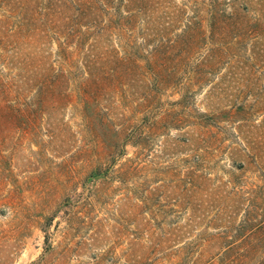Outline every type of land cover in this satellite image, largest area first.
<instances>
[{"label":"rangeland","instance_id":"374dc122","mask_svg":"<svg viewBox=\"0 0 264 264\" xmlns=\"http://www.w3.org/2000/svg\"><path fill=\"white\" fill-rule=\"evenodd\" d=\"M13 1L0 0V264H191L208 240L264 238L251 227L264 219V36L224 46L257 1L149 0L151 25L140 15L109 58L148 74L90 83L91 127L75 102L16 127L37 95ZM75 70L68 88L87 89ZM234 190L238 202L221 198Z\"/></svg>","mask_w":264,"mask_h":264},{"label":"trees","instance_id":"16d2710c","mask_svg":"<svg viewBox=\"0 0 264 264\" xmlns=\"http://www.w3.org/2000/svg\"><path fill=\"white\" fill-rule=\"evenodd\" d=\"M149 0H14V9L17 16L16 33L24 35L27 39V54L22 64L30 69V82L37 95L34 112L24 115L17 112L16 127H35L39 124V116L49 115V111L56 108H64L70 102L80 103L77 108L81 113L84 127H91L92 99L95 91L90 88L96 79L117 82L127 78L144 81L147 70L141 69L130 58V67L124 69L120 62L112 63L110 56L113 54V42L127 45L133 40L124 35V29H133L141 23L140 15L148 17L146 25L150 26L152 8L148 7ZM258 3L253 7L254 20L248 15V5H243L241 20L234 29L224 34L228 51L233 49L237 38L243 34L255 32L258 36H264V0H255ZM129 3H135L131 5ZM148 12V13H146ZM246 19V20H245ZM245 20V21H243ZM145 31V25H141ZM118 30V31H116ZM152 33H144L142 40L149 41ZM155 37V36H154ZM200 36H197L199 38ZM233 39V40H232ZM55 49L51 51L52 45ZM113 47V48H112ZM104 48V50H102ZM116 49V48H115ZM221 56L218 55L217 60ZM157 57L149 62L160 66ZM108 65H113L111 67ZM153 66V67H154ZM76 68L85 73L88 86L75 87L71 91L68 86L72 82V69ZM111 68V70H109ZM162 68V67H160ZM157 76V82L169 85L175 79V72H164L162 69H152ZM18 90V89H17ZM20 94V93H18ZM49 118L48 120H50ZM48 120H46L48 122ZM50 125L53 123L49 122ZM55 126L66 127L64 121ZM221 198L228 203L238 202V191L221 192ZM225 200H222L226 203ZM256 218L248 211L246 220L236 227L238 234L248 233L252 227L254 230L261 227L259 234L264 235V219L259 225L248 227L249 221ZM252 230V229H251ZM255 234L257 232L252 231ZM197 256L191 264H264V238L240 239L235 241L208 240L203 245H197ZM212 250L213 253L209 254ZM215 259L216 262H215Z\"/></svg>","mask_w":264,"mask_h":264}]
</instances>
